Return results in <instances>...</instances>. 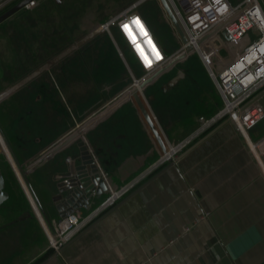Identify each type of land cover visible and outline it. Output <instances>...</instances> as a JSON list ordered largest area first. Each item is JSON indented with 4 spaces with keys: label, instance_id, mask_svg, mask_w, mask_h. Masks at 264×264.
Instances as JSON below:
<instances>
[{
    "label": "crops",
    "instance_id": "obj_1",
    "mask_svg": "<svg viewBox=\"0 0 264 264\" xmlns=\"http://www.w3.org/2000/svg\"><path fill=\"white\" fill-rule=\"evenodd\" d=\"M139 1L120 7L110 18L125 8L135 10ZM116 13L120 14L113 16ZM5 23L0 25V86L14 85L13 104L22 105L20 93L26 85L39 98L33 101L29 124L14 121L15 117L7 121L0 113V163L9 166L17 186H11L13 197L0 206V232L11 230L9 236L19 243L10 264H264V181L243 137L230 122H221L220 127L219 123L211 129L218 127L214 132L195 139L191 145L209 134L194 148L159 166L57 253L48 250V226L59 219L54 208L59 202L54 198L56 185L66 171L63 164L53 165L66 152L56 153L27 174L45 218L19 182L12 158L23 167L36 161L63 133L85 123L99 101L100 112L105 102L121 95L130 84L128 70L133 69L137 76L141 71L131 55L122 60L117 53L106 54L101 58L104 65L94 72L81 68L84 58L68 56L55 69L38 72L41 81L33 82L36 66L27 54L28 64L23 67L18 41L5 34L12 21ZM109 41L113 51L115 41ZM175 60H171L173 67ZM50 79L55 84L48 83ZM136 85L141 91V85ZM45 98L50 100L45 102ZM64 108L71 117L67 125L60 117ZM109 117L85 131L78 126L81 131L75 140L88 147L105 183L101 195L79 209L82 215L146 172L162 155L132 99ZM154 122L167 148L171 144L165 142L166 135L182 142L198 127L197 121L194 128L190 121H164L163 129L161 123ZM263 136L264 121L250 131L253 141Z\"/></svg>",
    "mask_w": 264,
    "mask_h": 264
},
{
    "label": "rangeland",
    "instance_id": "obj_2",
    "mask_svg": "<svg viewBox=\"0 0 264 264\" xmlns=\"http://www.w3.org/2000/svg\"><path fill=\"white\" fill-rule=\"evenodd\" d=\"M17 1L1 0L0 13ZM132 1L134 0H36L33 7L23 9L7 21H12V23L6 28L5 34L9 39L18 41V48H20L19 50L22 54L20 58L24 68L28 64L25 56L27 54L31 56V64L36 66L32 74L37 76L31 79L33 82L37 79L41 81L37 75L38 72L43 74L55 69L61 60L68 56H71L70 58L74 56L80 58L79 55H84L83 58L86 63H82L81 68L90 72L98 71L99 66L103 64L101 63V58L106 54L117 53L122 60L123 56L126 58V55H130L125 44L118 40L114 29L111 31V35L116 46L112 48L113 51L110 50L108 45L110 36L101 29V25L110 19L112 12ZM231 1L235 3L239 0ZM260 2L264 7V0H260ZM127 10L129 11L130 8H125L120 13L127 12ZM134 11L146 17L145 21L153 37H157L158 42L163 43L165 47V49L162 48L165 52L164 54L167 57L174 56V60L179 58L181 54L176 53L181 47V42L159 2L156 0H144L137 5ZM120 13H116L113 16ZM1 25H6V23L4 22ZM200 49L203 55L211 62L213 70L220 69L222 63L228 58L226 45L218 35L209 40H204ZM181 57V60L176 62L177 65L171 69L174 70L170 74L165 75L157 83L152 82L143 87L146 90L150 86L146 91L144 90V93H142V90L138 91V93H141L140 97H142L148 113L150 115L151 113L153 114L151 118H155L153 121L161 123L163 129H165L164 121H190L194 128V126L196 127V121L198 122L200 118L209 119L213 117L222 106L215 85L200 57L196 53L190 52ZM128 71L130 84L123 90V93L112 101L105 102L106 106L100 112L99 106L102 102L99 101L95 110L92 111L93 115L91 114V117L83 121L92 119L107 107L118 103L121 97H124L134 89L132 76L136 80L141 79L142 72L137 76L133 69ZM23 73H26V71ZM23 79L25 77L18 80ZM50 81L55 84L53 79L48 80V83H51ZM138 85L140 87L141 84ZM13 86V84L8 85L6 88L5 86H0V113H3L7 121H10V117L21 116L23 118L22 112L24 109L19 104H13L14 99H11L15 88ZM161 90H164L165 93H160ZM97 91L99 92V89ZM59 100L61 101L60 97ZM86 106L89 107L90 105H84V107ZM95 111H98V113H94ZM111 114H108L103 119L111 116ZM76 127L78 125H75L73 129ZM165 139L167 144L176 146L180 143L169 139L168 135L165 136ZM4 164V162H1L0 168L5 175ZM13 169L24 187L18 170L16 168ZM9 233H11V230L7 233L4 231L0 232V264H10L9 258L19 244L18 241L13 242V237L9 236Z\"/></svg>",
    "mask_w": 264,
    "mask_h": 264
},
{
    "label": "built area",
    "instance_id": "obj_3",
    "mask_svg": "<svg viewBox=\"0 0 264 264\" xmlns=\"http://www.w3.org/2000/svg\"><path fill=\"white\" fill-rule=\"evenodd\" d=\"M166 2L186 38V43H181L176 54L183 56L189 49L190 53H196L200 57L220 95L222 107L213 117L200 118L195 132L176 146L173 145L175 151L172 155H169L168 151L162 154L155 165L114 194L109 193L105 201L89 213L82 215L77 209L53 221L47 231L48 250L57 253L99 214L111 208L117 199L133 190L159 166L173 162L195 139L226 120H229L243 137L264 181V136L256 141L250 138V131L264 120V7L260 0H239L235 3L231 0H166ZM34 4L35 1L29 3L25 9H30ZM136 18H139L143 32L140 26L132 23ZM125 24L130 26L132 38L124 30ZM101 29L113 41L111 31L114 29L142 72L141 79L136 80L132 76L133 88H136L135 83L142 84L152 79L175 58L167 57L160 50L146 21L134 9L110 18L101 25ZM222 30L225 31L228 39L222 35ZM145 32L149 33L151 43L150 48L147 49L142 45L143 37H141V35L145 36ZM216 35L223 39L228 58L222 63L220 69L213 70L211 62L203 55L200 46L204 40H209ZM71 133L72 131L67 137ZM246 135L250 140L245 137ZM65 138L50 150L56 148Z\"/></svg>",
    "mask_w": 264,
    "mask_h": 264
},
{
    "label": "water",
    "instance_id": "obj_4",
    "mask_svg": "<svg viewBox=\"0 0 264 264\" xmlns=\"http://www.w3.org/2000/svg\"><path fill=\"white\" fill-rule=\"evenodd\" d=\"M1 1V0H0ZM36 0H18L16 3L5 9L0 13V25L4 22H7L10 18H12L14 15H16L18 12L25 9V6L29 3H32ZM144 0H141L138 2H142ZM159 2L161 8L163 9L165 15L167 16L169 22L171 23L174 31L176 32L180 42L182 44L186 43V38L172 12L169 5L167 4L166 0H156ZM137 4V5H138ZM222 35L225 37V39H228V36L226 35L225 31H221ZM188 48V47H187ZM187 52H189V49H187ZM182 57L177 58L174 62H177L178 60H181ZM173 66H171V63L165 67L162 71L157 73L152 79L146 81L145 83L141 84V90L142 93H144L143 87H146L147 85L151 84L152 82H157L159 78L168 73L172 72L171 70ZM138 90L136 88L132 89L131 92L127 93L124 97H121L118 103L107 107L97 116L90 118L88 121L83 123L82 131L87 130L88 128L92 127L97 121L103 119L108 114L112 113L115 108L125 101L132 99L136 105V107L139 109L145 123L147 124L153 138L159 145L162 154L167 153V147L165 146L162 136L159 132V128L151 118V115L148 113L147 108L145 107L144 102L142 101V97H140ZM224 122H229V120H226ZM224 123H221L218 125L219 127L223 125ZM218 127H216L217 129ZM214 129V130H216ZM78 128H74L72 130V133L66 137L63 141H61L56 148L53 150L48 149L43 153L36 161L30 163L29 165H25L23 167L22 165L18 164L14 158H12V162L16 167V170L19 172V176L22 179L24 185L28 189L30 196L32 197V200L36 204V207L39 209L40 214L45 218V213L40 208V205L34 196L30 185L27 180V174L36 166L44 163L46 160L51 159L54 157V155L58 152H66L65 157L63 159H56L55 164L53 165V168L56 166H60L61 164L65 165L66 171L61 176L60 181H58L56 185V194L55 197L59 202H57L54 205L55 211L57 213L58 218H62L65 215L72 213L73 211L80 209L81 207H86V205L89 203V201L93 197H99L101 195V192L105 189V183L101 177V174L95 164L94 159L92 158V155L90 151L88 150V147L83 143V141H76L75 138L80 134L81 130H78ZM211 131L209 134H211ZM209 134L202 137L200 140H198L196 143L190 145L181 155L185 154L192 148H194L199 142H201L204 138H206ZM64 152V153H65ZM171 163V162H169ZM8 199V195L6 191L4 190V181L3 177L0 171V206L6 202Z\"/></svg>",
    "mask_w": 264,
    "mask_h": 264
},
{
    "label": "flooded vegetation",
    "instance_id": "obj_5",
    "mask_svg": "<svg viewBox=\"0 0 264 264\" xmlns=\"http://www.w3.org/2000/svg\"><path fill=\"white\" fill-rule=\"evenodd\" d=\"M53 44H55V43H53ZM79 56L81 58H83L84 55H79ZM20 95L24 101L21 105V107L24 109L22 112L23 118H21V116H17V117H15L14 121H19V122H23L25 124H29V122H30V111H31V109H33V101L36 99H39V98L34 97V93L32 92V87L30 85H26L25 87H23L21 89ZM48 100H50V99L45 98V102H47ZM60 117H61V121H63V123L66 125L68 123H70V121H71L70 114L68 113V111L65 108H64V110H60ZM67 135H68V133H66V132L63 133V136L61 137V139L67 137ZM4 166H5V169H10L8 165H4ZM0 171H1V168H0ZM8 199H9V197H8Z\"/></svg>",
    "mask_w": 264,
    "mask_h": 264
},
{
    "label": "trees",
    "instance_id": "obj_6",
    "mask_svg": "<svg viewBox=\"0 0 264 264\" xmlns=\"http://www.w3.org/2000/svg\"><path fill=\"white\" fill-rule=\"evenodd\" d=\"M153 36V35H152ZM153 39H154V41L156 42V44L158 45V47L160 48V50L163 52V53H165L163 50H162V46H161V44L158 42V40H157V37H153ZM167 52V51H166ZM167 56V55H166ZM216 88V87H215ZM217 90V89H216ZM218 92V91H217ZM218 95H219V93H218ZM219 97H220V95H219ZM221 99V98H220ZM221 101V100H220ZM221 103H222V101H221ZM222 107V106H221ZM221 109V108H220ZM219 111V110H218ZM199 124V123H198ZM211 131V130H210ZM209 132V131H208ZM6 173H7V175H6ZM2 174V177H3V181H4V190L6 191V193L8 194V197H13V195H12V191H11V186H13V187H16L17 188V186H16V181H15V179H14V176H13V174H12V172L10 171V169H5V175L3 174V173H1Z\"/></svg>",
    "mask_w": 264,
    "mask_h": 264
},
{
    "label": "bare ground",
    "instance_id": "obj_7",
    "mask_svg": "<svg viewBox=\"0 0 264 264\" xmlns=\"http://www.w3.org/2000/svg\"><path fill=\"white\" fill-rule=\"evenodd\" d=\"M141 37H143V39H142V45L144 46V48H150L149 46L151 45V43H150V40H149V33L147 34V35H145V36H142L141 35ZM145 39V41H143ZM137 84H140V83H137ZM137 86V85H136ZM139 86V85H138ZM137 90H139V88L137 87ZM167 151H168V154L169 155H172L173 154V152L175 151V146H173V145H168V148H167ZM19 180V179H18ZM20 182V181H19ZM22 185V184H21ZM23 187V186H22ZM106 189H110V188H108V185H106ZM109 192H110V190H108ZM114 194V193H113ZM44 229H46V228H44ZM45 232H46V230H45Z\"/></svg>",
    "mask_w": 264,
    "mask_h": 264
},
{
    "label": "snow or ice",
    "instance_id": "obj_8",
    "mask_svg": "<svg viewBox=\"0 0 264 264\" xmlns=\"http://www.w3.org/2000/svg\"><path fill=\"white\" fill-rule=\"evenodd\" d=\"M132 23H134V24L140 26L141 31L143 32V26L141 25V22H140L139 18L134 19V20L132 21ZM123 28H124V30H125L126 32H128L130 38H132V33H131V31H130V26H129L128 24H125V25H123ZM144 34L147 35L146 32H145ZM135 42H136V41H135V39L133 38V43H135ZM154 50H155V49H154ZM156 54H157V56H159V53H158V52H157Z\"/></svg>",
    "mask_w": 264,
    "mask_h": 264
}]
</instances>
